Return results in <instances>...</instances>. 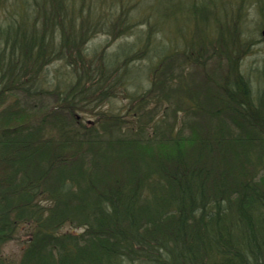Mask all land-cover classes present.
I'll return each mask as SVG.
<instances>
[{"label":"trees","instance_id":"obj_1","mask_svg":"<svg viewBox=\"0 0 264 264\" xmlns=\"http://www.w3.org/2000/svg\"><path fill=\"white\" fill-rule=\"evenodd\" d=\"M251 3L264 24V0H0V264H264ZM100 31L136 38L89 64ZM136 48L154 60L145 87ZM52 60L72 71L43 78ZM116 86L129 106L82 121ZM20 228L14 259L1 250Z\"/></svg>","mask_w":264,"mask_h":264},{"label":"rangeland","instance_id":"obj_2","mask_svg":"<svg viewBox=\"0 0 264 264\" xmlns=\"http://www.w3.org/2000/svg\"><path fill=\"white\" fill-rule=\"evenodd\" d=\"M256 6L253 5L252 3L247 7L248 14L246 15V21H245V30L243 32V35L245 36H250L251 42H250V47L249 49L244 52L241 55L240 58V67L242 71H249V74L254 73V68L255 66L262 65L264 63V37L260 34L261 28L264 27V24H262V18L260 19L257 15V10L255 8ZM261 22H260V21ZM188 21V20H187ZM186 26V25H185ZM137 29L140 28V26L136 25L135 26ZM166 34V32H165ZM136 34H130V33H122L118 37H108V34H106L103 31L97 32L93 34L88 41L86 42L85 48H87L89 51L88 53L90 54L89 56L95 57L92 61H88L89 64L93 61H98L102 60V56L105 55L106 53L113 54L115 49L117 48V45L120 42H132L136 38ZM159 38L162 37V41L165 42L167 39L164 38L163 33L157 35ZM134 46V45H133ZM179 47H182V44H179ZM183 50V49H182ZM136 52H138L139 56L136 60H134L131 64L134 66V70L132 72V75L136 79H140V85L141 86H146L148 83V80L150 78V72L152 70V66L154 64V60L150 61V59L147 57H143L144 51L141 50L140 48L135 49ZM95 53L92 55V53ZM113 56V55H112ZM142 56V57H141ZM147 56V55H146ZM88 57V56H87ZM115 57V56H113ZM209 62L206 64L208 66V70L211 71V73H216L217 69V61L215 59H208ZM87 62V61H86ZM119 62V61H118ZM99 64V63H97ZM191 67H195L194 63H191V65L188 67L191 69ZM202 67V66H201ZM199 67V73L202 70V68ZM177 69V68H176ZM42 77H48L54 75L55 71H58L62 74L68 75L69 72L72 71V68L69 66L68 63H65V61H60V60H52V62L46 64L44 69L41 70ZM48 71V74L45 73ZM58 72L56 73V77H58ZM149 75V76H148ZM251 78H253L252 74L250 75ZM125 87L126 90H130L132 88L129 87V83L125 81ZM113 97L109 98V103H107V99L103 101H98L94 105V110L85 111L83 110H78L77 114H79L80 118L82 121H85L86 123H91V121L96 120V111L101 110L105 111L108 110L109 107L111 108H117L120 106H129L128 104V97H126V92L121 91L118 86H116V91L115 89ZM152 104L151 102H148L147 105L149 106ZM153 105V104H152ZM161 105V104H160ZM154 106V105H153ZM153 108V107H152ZM95 111V112H94ZM161 113V111L159 112ZM182 113L178 112V116L181 115ZM128 117V116H127ZM65 228L68 229H73L77 230L79 227L77 226H69L65 225ZM25 238H26V232L25 228H20L16 234V236L12 239H10L8 242H6L2 246L1 252L7 256H10L14 259H17L21 253L22 247L25 244Z\"/></svg>","mask_w":264,"mask_h":264},{"label":"water","instance_id":"obj_3","mask_svg":"<svg viewBox=\"0 0 264 264\" xmlns=\"http://www.w3.org/2000/svg\"><path fill=\"white\" fill-rule=\"evenodd\" d=\"M260 34L264 37V27L261 28V30H260Z\"/></svg>","mask_w":264,"mask_h":264}]
</instances>
